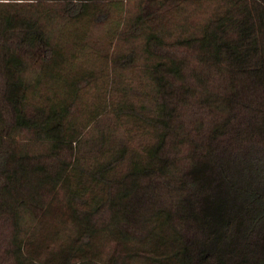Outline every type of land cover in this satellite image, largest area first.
Listing matches in <instances>:
<instances>
[{
  "label": "trees",
  "instance_id": "1",
  "mask_svg": "<svg viewBox=\"0 0 264 264\" xmlns=\"http://www.w3.org/2000/svg\"><path fill=\"white\" fill-rule=\"evenodd\" d=\"M95 1L65 0L64 14L82 19L99 7ZM223 1L226 8L217 9L200 34L171 43L159 26L150 25L147 15H136L128 33L134 36L149 29L143 74L160 114L127 106L118 108L116 115L145 128L153 140L141 148L124 145L120 154L94 168L74 159V142L86 126L78 119L81 91L90 78L83 74L65 78L64 94L57 90L49 100L31 102L27 71L38 60L37 49L42 50L43 67L48 70L61 67L67 58L51 39L39 8L1 1L8 8H0V19L10 22L16 36L2 66L3 98L14 113L9 128L0 116V214L10 217L15 227L6 251L14 264H39L23 253V212L36 219L56 187L66 181L70 208L83 230L81 243H89L100 231L117 232L123 241L144 240L163 212L182 242L172 253L180 264H264V151L261 156L237 152L221 141L234 117L233 94L227 89L234 93L235 84L264 85V0ZM191 54L204 67L192 68L188 75ZM113 61L117 67H134L135 49L115 55ZM214 68L230 76L222 90L208 84L207 73ZM187 75L195 77L200 88L187 83ZM181 88L223 112L209 126L205 140L194 142L186 164L169 152L180 137L175 98ZM244 106L252 108L248 102ZM103 109L96 107L91 120ZM254 109L257 113L248 133L264 138V104ZM21 138L45 140L50 150L31 151L29 142ZM127 257L118 253L112 264H126ZM151 260L161 264L163 258ZM68 264L100 263L87 259Z\"/></svg>",
  "mask_w": 264,
  "mask_h": 264
},
{
  "label": "rangeland",
  "instance_id": "2",
  "mask_svg": "<svg viewBox=\"0 0 264 264\" xmlns=\"http://www.w3.org/2000/svg\"><path fill=\"white\" fill-rule=\"evenodd\" d=\"M1 1L17 2L18 7L23 8H39L51 39L58 43L67 58L61 67H54L51 71L43 67L42 50L37 49L38 60L32 61L27 71L31 102L49 100L57 90L63 93L68 88L63 82L65 78L80 74L90 78L81 91L83 98L78 118L82 127L86 126L74 142V159L77 158L87 168L108 162L121 153L124 145L141 148L153 140L145 128L116 115L118 108L127 106L148 115L160 114V106L148 93L149 79L143 74L149 29L139 31L135 37L128 33L136 15L139 12L147 15L150 25L159 26L166 41L171 43L181 36L200 34L202 26L216 10L222 11L227 5L223 0H97L98 8H91L86 17L73 20L64 14L65 0H0V8L7 9V3ZM15 43L16 36L10 22L0 19V116L5 128L13 122L14 113L3 98L2 66ZM131 49L136 52L135 66L117 67L114 56ZM189 56L188 75L190 69L204 67L195 55ZM52 72L55 74L51 75ZM207 74L208 84L213 89L220 86L222 90L226 83L231 82L228 73L222 76L216 68ZM187 83L200 88L195 77H188ZM233 91L227 89L228 94H233L230 106L233 123L221 141L234 151L261 156L264 138L248 132H251L250 120L257 113L252 108L264 104V85L235 84ZM178 92L180 95L175 100L179 109L175 122L180 137L177 146H169V152L178 157L181 164H186L194 142L207 136L209 126L223 112L200 101L199 95L191 96L184 88ZM245 102L252 108L244 106ZM96 107L104 109L91 120L90 114ZM31 111L32 108L29 109ZM21 140H27L31 151L35 152H48L51 147L45 140ZM68 194V182L60 183L36 219L23 212V253L27 257L39 264H68L69 260L78 263L87 259L112 264L115 255L126 253V264H152L151 257L155 256L163 258L161 264H180L172 253L181 247L182 242L168 225L163 212L159 214L152 234L144 240L123 241L117 232L100 231L86 244L81 243L83 230L72 213ZM14 232L13 220L0 214V264H14L10 253L6 252Z\"/></svg>",
  "mask_w": 264,
  "mask_h": 264
}]
</instances>
